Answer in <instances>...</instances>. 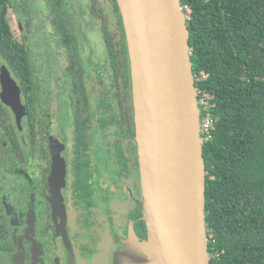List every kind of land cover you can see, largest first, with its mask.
<instances>
[{
	"label": "flooded vegetation",
	"instance_id": "obj_1",
	"mask_svg": "<svg viewBox=\"0 0 264 264\" xmlns=\"http://www.w3.org/2000/svg\"><path fill=\"white\" fill-rule=\"evenodd\" d=\"M40 1L56 48L64 53L63 77L56 112L48 108L51 96L38 94L45 80L35 78L31 111L28 95L10 71L28 109L20 123L1 99L0 83V264H118L117 255L131 236L143 241L148 234L125 26L110 0L123 45L116 49L117 69L106 42L108 59L87 61L76 35L79 53L70 60L58 42L50 7ZM24 7L22 22L29 20L26 3ZM3 64L1 60L0 68ZM23 211L25 217L16 216Z\"/></svg>",
	"mask_w": 264,
	"mask_h": 264
},
{
	"label": "trees",
	"instance_id": "obj_2",
	"mask_svg": "<svg viewBox=\"0 0 264 264\" xmlns=\"http://www.w3.org/2000/svg\"><path fill=\"white\" fill-rule=\"evenodd\" d=\"M113 1L124 27L118 0ZM46 2L61 38L58 42L67 48L68 58L76 60L79 48L65 1ZM181 2L198 99L207 103L206 108L200 104L202 116L215 118L211 138L204 143L211 264H264V0ZM25 3L0 0V56L20 80L33 111L35 77L30 50L16 37L10 21V10L20 12ZM92 8L95 13L102 11L96 1ZM102 29L111 65L117 69L120 52L105 24Z\"/></svg>",
	"mask_w": 264,
	"mask_h": 264
},
{
	"label": "water",
	"instance_id": "obj_3",
	"mask_svg": "<svg viewBox=\"0 0 264 264\" xmlns=\"http://www.w3.org/2000/svg\"><path fill=\"white\" fill-rule=\"evenodd\" d=\"M133 79L147 238L118 264H211L206 228L205 140L181 0H118ZM1 99L21 122L28 109L6 65ZM61 207H64L61 204Z\"/></svg>",
	"mask_w": 264,
	"mask_h": 264
},
{
	"label": "rangeland",
	"instance_id": "obj_4",
	"mask_svg": "<svg viewBox=\"0 0 264 264\" xmlns=\"http://www.w3.org/2000/svg\"><path fill=\"white\" fill-rule=\"evenodd\" d=\"M16 1L20 3V0ZM25 1L28 6L26 8L29 10V13L28 10L26 11L29 20L22 22L21 12L14 11L12 8L10 10L12 29L16 37L20 41L25 42L30 49L32 66L35 69L37 82L40 79L45 80L44 87L42 90L39 89L38 94L51 96L48 108L56 112V94L60 90L58 86L59 78L63 77L61 69L65 58L64 53L56 48L57 40L52 27L48 23L47 15L41 8V1ZM65 1L71 19L70 26L77 37L82 57L85 60L89 61V58L92 57L94 61L102 63L108 59V51L101 30L102 22L107 26L115 49L120 50L123 47L118 20L110 0H98L99 6L102 8L100 13H95L91 9L92 0ZM19 22H22L23 32L19 27ZM24 25L26 28H24ZM24 36H26V39H23ZM1 60L0 58V63ZM39 99L38 97V101H40ZM37 106L40 114L44 113L42 109L40 110V104ZM51 123H54L53 119ZM24 213L26 212L23 211V213L16 216L21 217ZM22 217H25V214Z\"/></svg>",
	"mask_w": 264,
	"mask_h": 264
},
{
	"label": "built area",
	"instance_id": "obj_5",
	"mask_svg": "<svg viewBox=\"0 0 264 264\" xmlns=\"http://www.w3.org/2000/svg\"><path fill=\"white\" fill-rule=\"evenodd\" d=\"M200 104L206 108L207 103L206 101L202 100L201 102L199 101V107ZM201 110V107H200ZM215 123V118L212 115H205L204 117L202 116L201 112V134L204 138V140L211 138V129Z\"/></svg>",
	"mask_w": 264,
	"mask_h": 264
}]
</instances>
